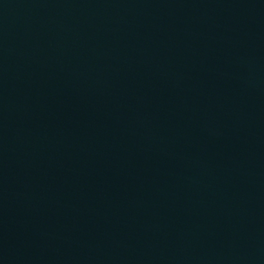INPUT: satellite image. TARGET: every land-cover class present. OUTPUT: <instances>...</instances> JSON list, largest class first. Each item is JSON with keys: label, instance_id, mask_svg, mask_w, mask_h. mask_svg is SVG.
I'll use <instances>...</instances> for the list:
<instances>
[{"label": "water", "instance_id": "1", "mask_svg": "<svg viewBox=\"0 0 264 264\" xmlns=\"http://www.w3.org/2000/svg\"><path fill=\"white\" fill-rule=\"evenodd\" d=\"M0 264H264V0H0Z\"/></svg>", "mask_w": 264, "mask_h": 264}]
</instances>
